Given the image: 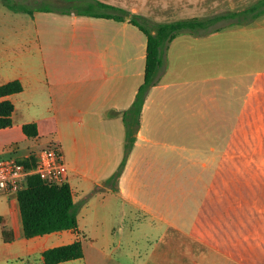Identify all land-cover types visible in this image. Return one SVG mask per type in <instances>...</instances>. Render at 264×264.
I'll return each mask as SVG.
<instances>
[{"label":"crops","instance_id":"crops-1","mask_svg":"<svg viewBox=\"0 0 264 264\" xmlns=\"http://www.w3.org/2000/svg\"><path fill=\"white\" fill-rule=\"evenodd\" d=\"M96 1L124 11V14L111 9L104 11L123 18L116 20L76 13ZM216 1L74 0L67 2L71 3L68 9L35 12L33 16L14 13L15 19L19 18L16 20L19 26L0 28L3 37L0 86L18 81L23 87L20 93L0 98V102L8 100L14 106L12 126L0 129V150L4 152L3 148L15 147L13 154L0 152V156L11 154L18 160L25 159L51 145L50 141H45L47 137L61 147L65 143L66 150L61 148L68 169L64 183L69 185L78 206L77 232L63 230L26 238L17 196L0 193V209L4 199L10 203L9 211L13 207L8 221L0 217V222L9 226L4 230L6 236L11 237L9 241L0 239V264H44L46 250L76 240L81 241L83 257L58 264H92L96 256L100 264H110V254L99 246L94 248L95 239L89 236V231L91 226L107 225L108 221L114 224L117 220L126 223V232L131 233L129 243L135 242L136 230L144 225L160 231L162 240L167 236L166 227H170L182 234L183 241L201 242L193 235V230L204 208L205 196L222 159L229 155L231 144L236 147L235 157L248 162H264V15L249 24H231L203 37L181 33L163 48V65L156 85L143 104L135 142L125 167L117 181L107 180L123 158L125 127L121 113L132 104L144 77L147 38L130 18L138 16L149 27L154 23L210 18L204 15V4ZM257 1L231 0V12ZM219 36H227L231 46V57L227 59L231 60V75L221 77L210 75L212 68H205V64L212 66ZM232 45H237L236 49ZM228 80L231 81L233 119H224L221 125L216 91L220 88L219 81ZM29 107L32 110L27 109ZM28 123L37 127L34 138H28L22 131L23 125ZM192 129L208 132L204 134L208 139L210 134L214 138V132H227L221 141L225 143L222 151H216L204 137L196 140V148L189 147L187 137ZM236 131L240 134L235 137ZM216 142H220V138ZM204 145L211 146L208 151L211 154L205 152ZM245 147L249 148L247 152L243 150ZM189 153L207 156L210 162H204V168L210 173L209 182L203 189L193 219L173 221L168 217L171 212L168 207H155L145 202L157 200V193H161L157 186H163L162 192L167 191L169 195L173 192L170 181L182 178L183 162L176 159L183 158L187 162ZM167 157L170 167L156 177L163 181L147 182L150 172L156 169L153 160ZM149 163L152 164L149 166ZM213 163L216 166L211 165ZM95 187L97 189L92 192ZM137 211L151 218L141 220ZM118 248L119 245L114 246L113 250ZM153 248L151 255L158 256V261L163 263L172 247H160L159 252ZM174 252L176 262L182 264L186 253L182 247ZM139 262L141 259L135 264Z\"/></svg>","mask_w":264,"mask_h":264},{"label":"rangeland","instance_id":"rangeland-1","mask_svg":"<svg viewBox=\"0 0 264 264\" xmlns=\"http://www.w3.org/2000/svg\"><path fill=\"white\" fill-rule=\"evenodd\" d=\"M11 1L29 8L53 7L68 9L71 7V3L61 0ZM254 3L255 2L248 3L247 7ZM228 12H231V0H217L214 3L204 4V15H207L205 17ZM14 13L20 12L9 10L4 5L3 0H0V28H4V25L12 29L19 26L16 21L19 20V18L15 19ZM34 13L33 11L31 15L33 16ZM6 20L10 24L8 22L3 24L2 21ZM231 21H218L210 25V29L222 26L229 27ZM143 24L146 25V23ZM207 35L208 34H205L203 36ZM227 40V36H219V39L216 41L217 43L213 50L214 60H212V66L209 67L207 66L208 64H205L206 69L212 68L210 75H217L220 77L224 74L231 75V60H227L231 57V46ZM2 41L3 37L0 35V43ZM232 46H235V49L237 47V45ZM252 71H255V69H252ZM218 85L220 88L216 92L219 96V119L222 125L224 119H233V116H231V81H219ZM228 107L229 112L226 113ZM27 109L32 110L30 107ZM20 112L25 114L22 110ZM207 133L208 132H200L196 129L188 131V146L196 148V140L204 137L206 140H209V144L213 145L216 151H222L225 143L221 141H223V136L227 135V132H214L213 139L212 134H210L209 139L204 135ZM231 133L234 135L233 131H231ZM217 134L219 137L216 136ZM239 134L240 131H236L235 137L239 136ZM219 138L220 142H216L219 141ZM176 139L177 143H179V138ZM234 139L235 138L232 140ZM45 141H50L51 145L58 146L60 150L61 148L62 150L64 148V151L66 150L65 143H62L61 147L60 144L52 140L51 137L45 138ZM213 141H215V143ZM210 145H204V149L207 150L204 151L207 152L208 155L211 154L208 152L211 148ZM230 148L229 155L225 159H222L219 171L211 184V189H209V192L205 196L204 208L199 214V221H197V225L193 230V235H197L198 240L201 242L192 241L190 239L183 241L184 238L182 234L170 227H166L165 231L167 236L162 240L160 231H157L156 228L151 226L144 225L136 230L134 234L135 242L129 243L128 237L130 236L131 238V233L126 232V223L117 220L114 224H109L111 222L108 221L107 225H101L99 223L97 226L90 227L89 236L95 239V243H93L94 248L99 246L104 249L105 253L110 254V259L112 260L109 261L111 262L110 264H135L139 259H141V262H139L140 264H178L176 262L177 256L174 249L180 247H182V250L187 256H185V261H183L182 264H264V162H248L244 160V158L235 157L233 153L236 147L231 144ZM248 149L249 148L245 147L243 150L247 152ZM2 150L6 153H12L15 151V147H7ZM0 152L2 151L0 150ZM188 155H190V153ZM10 156L6 154L0 156V158ZM178 159H176V161L183 162L182 178L172 179L170 181L173 191L170 194L171 196L167 191L162 192L163 186H157V190L161 192L157 193V200H150L149 202L147 200L145 203H149L155 207H161L163 205L166 208L168 207L171 210V212L168 213V217L173 219V221H179L177 219L190 221L193 219L196 207L201 201L203 189L209 182L208 177L210 173L207 168H204V162L209 164L210 161H208L207 156L203 153L195 154L194 156L190 155L187 162L183 158L182 160ZM166 161H170L168 157L167 159L153 160V168L156 167V169L150 172L149 179H147L148 181L146 180L147 182L153 183L156 181V183H161L163 181L156 177L159 176L161 171L164 172V169L166 170L170 167L168 165L169 162ZM150 164L152 163H149V166ZM211 165L216 166L215 163ZM166 182L168 183V181ZM96 189V187L93 188L92 192ZM9 205L10 203H8L6 199H4L1 204L2 209H0V217H2L4 221H8L9 214L13 211V207L12 210L9 211ZM137 213L141 220H149L151 218L142 211H137ZM82 225L81 222V227ZM8 228L9 226H5L0 222V239L3 238L2 231ZM169 240H171V243L168 242ZM118 245L119 248L113 250V247ZM168 245L173 249H170L163 263L158 261V256L154 257L151 255V250L154 249L153 247L159 252L158 249H160V247H168ZM139 255L140 258H138ZM95 259H97L96 262L92 264H100L98 256H96ZM89 261H91L90 258Z\"/></svg>","mask_w":264,"mask_h":264},{"label":"trees","instance_id":"trees-1","mask_svg":"<svg viewBox=\"0 0 264 264\" xmlns=\"http://www.w3.org/2000/svg\"><path fill=\"white\" fill-rule=\"evenodd\" d=\"M72 2L74 0H61ZM4 5L14 12H25L32 14L34 12H50L57 8L53 7H35L29 8L25 5L17 4L11 0H3ZM111 9L124 14V11L111 7L101 2H95L88 7L80 8L76 11L78 15L114 18L121 20L123 17L112 15L104 11ZM264 15V0H258L254 4L237 12H228L217 14L210 18L187 19L170 23H154L151 27L141 22L138 16H132L130 22L138 27L147 38L146 58L143 82L139 86L135 98L128 109L121 113L125 127V141L123 158L117 170L107 181H117L121 175L127 158L135 142V135L140 123V114L145 99L150 89L157 83V75L163 65L162 50L174 38L181 33H190L195 36H203L207 33L218 31L222 27H213L210 25L221 20H234L232 25L249 24L257 17ZM23 90L18 81H12L0 86V98L20 93ZM13 104L8 100L0 102V129L12 126ZM23 133L28 138L37 136V127L34 123H28L22 127ZM25 168H31L35 165V158L31 155L30 159L18 160ZM17 201L23 227V235L31 238L38 235L50 234L63 230L78 229V206L74 203L72 192L68 184L62 185L48 184L36 175H31L23 188L17 193ZM2 231L3 240L9 241L11 237ZM83 257V248L80 240L54 247L43 253L44 264H58L69 260Z\"/></svg>","mask_w":264,"mask_h":264},{"label":"built area","instance_id":"built-area-1","mask_svg":"<svg viewBox=\"0 0 264 264\" xmlns=\"http://www.w3.org/2000/svg\"><path fill=\"white\" fill-rule=\"evenodd\" d=\"M31 155L35 158L31 168H25L13 156L0 158V193L17 195L31 175L48 184H64L68 169L58 146L49 145ZM31 155L25 159H30Z\"/></svg>","mask_w":264,"mask_h":264}]
</instances>
